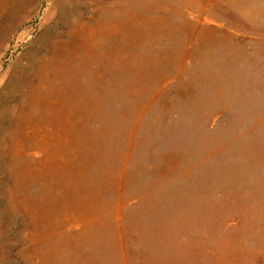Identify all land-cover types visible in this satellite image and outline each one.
<instances>
[{
    "label": "rangeland",
    "instance_id": "obj_1",
    "mask_svg": "<svg viewBox=\"0 0 264 264\" xmlns=\"http://www.w3.org/2000/svg\"><path fill=\"white\" fill-rule=\"evenodd\" d=\"M92 2L0 0V264H43L28 257L33 239L27 229L35 224L78 238L79 225L70 220L49 224L42 210L38 221L26 215V195L56 197L77 187L79 178H95L105 160L112 161L115 178L100 191L106 195L99 208L105 218L88 225V232L103 237L120 264L147 262L136 247L146 222L138 214L160 196L169 203L166 210L172 209L165 221L171 228L152 233L156 239L181 247L187 240L203 242V258L212 257L204 243L215 247L221 239L222 249L237 256L233 264H264V110L241 118L234 95L226 92L232 80L245 82L253 68L264 67V0ZM99 15L122 26L97 36L91 52L48 50L62 31L68 38L77 21ZM204 16L211 24L203 23ZM67 66L74 70L71 85L65 82L67 69L59 73ZM242 104L243 110L249 105ZM184 106L193 111L186 115ZM27 122L31 129L18 144ZM47 130L57 135L40 140ZM177 132L178 139L169 137ZM168 147L176 158L156 174L158 154ZM54 149L57 163L50 161ZM216 153L224 159L219 164ZM227 163L232 173L236 167L248 178V196L237 206L224 201L228 182L214 189L207 187L214 181H205ZM182 183L194 200L175 207L170 202L180 196L176 186ZM119 198L123 245L111 215V203ZM220 204L225 205L218 219ZM221 263L219 258L210 264Z\"/></svg>",
    "mask_w": 264,
    "mask_h": 264
},
{
    "label": "bare ground",
    "instance_id": "obj_2",
    "mask_svg": "<svg viewBox=\"0 0 264 264\" xmlns=\"http://www.w3.org/2000/svg\"><path fill=\"white\" fill-rule=\"evenodd\" d=\"M87 1H90L91 4L94 3L92 2V0H87ZM201 20L203 21V23L211 24V19L208 16H204ZM116 21L119 20L108 19L105 21L104 18L101 17V15L97 16V18H93V20L83 18L80 21L76 22L72 30L71 28L69 29L71 34L68 35V38L63 36L66 31H62L59 37L57 38V41H54L52 45H50L48 50L51 49L53 54H59V53L64 54L65 52H67V54H71L75 52V50H78L77 48L86 49L87 50L86 52L88 51L91 52V50L95 48L94 40L95 38H97V36L104 34L109 30H113L122 26L119 23L118 24L115 23ZM253 29L254 28H252V30ZM67 58H71V57L68 55ZM56 68L59 69L60 67H56ZM263 68H253L250 75L244 78V80H246L245 82L239 83L238 81L232 80L227 84L226 92L227 94L229 93L234 95L235 97L234 100L238 103V106L240 107V112H238V115L239 114L242 115L241 118L245 115V113L258 111V109L259 111L261 109L264 110V95L257 94L256 92H252L255 90L264 91ZM60 69H62L59 72L60 74L64 73L65 69H67L68 75L65 82L66 84L71 85V73L73 75L74 70H71V66H67L65 68L62 67ZM205 76L206 78H212L211 76H207V75ZM165 85L166 82H162V84H160V87L163 88ZM242 93L243 94L246 93V95L242 96ZM53 94L58 95L59 93H53ZM52 101L55 103L58 100L55 101L54 96H52ZM242 101L243 102L247 101L249 103V105L245 110L241 108L243 106ZM239 104H241V106ZM57 107L59 108V106ZM186 108L187 106H184L182 109L183 111L186 112V115H189L193 110L192 109L185 110ZM189 121H187V123ZM31 126L32 123L27 122L24 123V126L22 128H20V133L19 136L17 137L18 144H20L22 140L25 139L26 137L25 133L27 132L29 133ZM180 134H181L180 132H177V135L172 134V136L169 137H171L172 139L173 138L178 139L179 138L178 136H180ZM182 134L183 137H185V133L182 132ZM52 135L55 136L57 134L53 132V130L50 131L47 130L45 132L43 131L39 139L47 142L51 140ZM164 138H168V137H164ZM199 146H203V145L200 143ZM58 152L59 151L55 149L53 151H50L51 162H56V163L58 162ZM175 154H176V150L171 149L170 147L160 151L157 158L158 164L155 163L156 174L158 172L157 170L161 169L160 167H163L164 164L171 165L172 162H174L176 158ZM216 155H217L215 157L216 164H219L220 162L224 161V159L221 158L220 154L216 153ZM46 161H48V156L45 158L44 162ZM50 161L49 163L46 164H50L51 163ZM87 163L90 164V162ZM226 165H227L226 168L224 169L220 168V170L217 167H215L216 170L212 172L213 176L211 177V173H210L209 177L211 178L205 180V181H210V180L214 181V185L208 184L207 187L208 186L212 188L214 187V189H216L222 186L226 181L229 183L228 187L229 186L231 187V189L228 190L229 193H227L229 196L225 194L223 196L224 201L228 202L227 206H229L230 204L231 205L234 204L236 206L239 203L243 204L244 200L248 196L246 192L249 189V186L248 183L244 182L247 181L248 178L242 177L238 173V169L236 167H234L232 173V170H230L232 169L230 163H227ZM107 166L110 167L107 168ZM10 167H11L10 169L15 168L13 164H11ZM97 168L98 170H96L97 172L95 173V178L94 177L79 178L78 184L74 183V185H76L77 187H67L64 190H61L56 197L48 196L49 200L47 196L38 198L32 195H26V199H25L27 205L26 206L27 211L25 212L26 215L27 213H30L36 219V221H38V219L41 216L40 210H42L46 215V218H44V220L49 222V224L51 220L53 222H56L59 218H62L63 221L70 220L71 222H74L79 225V233H80L77 234L78 238H75V235L73 234L67 235L66 232H64V235H60L56 231L53 232L54 229H52V226L45 229L40 228L38 225L36 226V224L34 227L30 226L27 229L28 235H31L33 239L31 241L32 250L28 253V257L30 258V260H40V262H42L43 264H120L117 252L113 253L115 249H110L107 241L101 239L103 237L99 239L98 237H95L94 234H90L88 232V225L92 224V222L93 224L95 222H99V220L105 218L104 217L105 214L102 212L103 209L100 210L99 208H101L100 201L105 200L106 195L100 193V191L105 185V182L112 184L114 182L113 179L115 178L111 173L113 169L112 161L105 160L104 167L101 168L99 166ZM24 171H25L24 167L17 168V172L19 175L25 174ZM209 171L210 170H205L206 172L205 175ZM256 171L257 170L255 169L252 173L256 174ZM205 175H202V178H204ZM240 178H242L243 180H241ZM71 186H73V184H71ZM117 186H120V184H118ZM197 186L198 188H200V185ZM186 187L187 186L184 183L176 186V189L181 194L177 199L170 202L171 204H175V207H182L184 205L191 206V204L193 203L194 199L191 196L185 195V192H187L188 190V187L187 189ZM166 192L167 191H164V193ZM224 192L227 191L225 190ZM40 198L41 200L39 202L38 200ZM121 198H119L115 204L113 202L111 203L113 205L111 215L116 220L119 227V235H120L119 244L123 245L124 240L122 238L121 227L124 223L125 217H124L123 203ZM164 199L165 197L160 196V198H156V200L150 201L149 205L148 204L144 205L142 211L138 214L140 216V219H146L145 220L146 222L143 223L144 227H142V231L138 233L137 240L139 242H136V247H137V251L141 255V258H145L147 260L146 263L144 261V263L139 262V264H210L211 262H214L215 259H219V258H222L221 264H233L236 262L237 256L233 254L232 250L231 253H229V250L228 251L223 250L224 248L222 246V242H220L221 239L217 242L219 244H217L215 247L211 246L210 244L204 243L205 249L210 251V253L212 252L211 254L212 257L207 256L203 258L202 257L203 251L201 249L203 242L199 244L197 243V241L193 240L191 243L190 240H187L185 243H182V247H181L179 245L170 244L171 243L170 240L167 239L159 240L153 237V234H155V232L158 231L160 233H164L171 228L170 225L167 224L165 221H166V216L172 209L166 210L169 207L168 205L169 203L165 204L166 201ZM223 205L225 204L215 205V209L217 210L216 215L218 216V219L220 218L218 208L220 213L222 211L221 214L223 216V212H224ZM90 207L92 209L89 210ZM255 211L258 213L260 212L258 209ZM58 213L60 214L59 217H58ZM44 226L47 227L48 225H44ZM123 256L125 257V255Z\"/></svg>",
    "mask_w": 264,
    "mask_h": 264
}]
</instances>
